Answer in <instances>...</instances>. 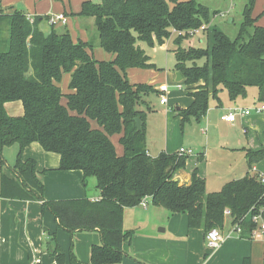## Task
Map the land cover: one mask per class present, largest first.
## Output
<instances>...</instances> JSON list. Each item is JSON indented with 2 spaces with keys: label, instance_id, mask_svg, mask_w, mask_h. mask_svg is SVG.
Here are the masks:
<instances>
[{
  "label": "trees",
  "instance_id": "1",
  "mask_svg": "<svg viewBox=\"0 0 264 264\" xmlns=\"http://www.w3.org/2000/svg\"><path fill=\"white\" fill-rule=\"evenodd\" d=\"M255 1L247 0L235 38L214 28L212 43L202 48L191 40L182 45L192 37L188 31L212 20L209 7L197 0H87L80 14L95 19L99 45L115 56L112 60L95 58L93 42L74 41L68 30L42 31L44 17L31 22L23 10L0 12V162L5 163V147L20 146L14 176L2 174V195L43 200L59 226L69 231L99 230L101 242L91 247V264L123 261V243L133 234L124 228V210L141 205L145 197L171 214H187L190 228L221 229L230 218L232 226H242V237H250L252 215L264 208L259 175L247 173L209 192L195 168L191 182L180 184L175 174L186 167L189 155L148 153L147 112L152 108L146 98L157 90L132 83L127 70L156 68L138 41L163 45L175 35L174 69L182 73L186 86L197 85L189 91L191 105L178 110L182 127L200 122L212 99L222 104L224 90L235 101L255 86L257 103L264 102V26L253 15ZM201 59L203 64L198 63ZM65 74L71 76L67 93L60 86ZM10 101H22L24 114L10 115ZM114 134H121L122 155L111 139ZM34 142L60 155L59 169L81 170L86 180L95 177L101 198L44 200L36 160L23 157ZM247 159L251 170L264 159V148L247 149ZM53 241L46 244L60 264L67 256L69 264H82L76 253H64Z\"/></svg>",
  "mask_w": 264,
  "mask_h": 264
},
{
  "label": "crops",
  "instance_id": "2",
  "mask_svg": "<svg viewBox=\"0 0 264 264\" xmlns=\"http://www.w3.org/2000/svg\"><path fill=\"white\" fill-rule=\"evenodd\" d=\"M85 1L87 0H0V11L12 13L16 9H19L32 17H44L39 23V28L42 31L50 32L53 28L57 29L59 32L68 30L74 41L83 40L85 42H93L94 46L90 51L95 58L99 60H112L115 56L105 51L99 45L98 32L93 29L95 19L80 14ZM51 14H64L67 20H59L55 24H51L49 22ZM255 17H257L256 23L264 26V20H260L259 16ZM230 21L232 22L233 19ZM205 31H208V29ZM174 37L175 35L171 37L172 40ZM191 42L193 43L192 40ZM165 45L166 44H163V47ZM95 49L97 54H95ZM151 70H156V68L133 67L129 68L127 73L129 77L130 72L137 74ZM176 71L175 69L170 70L165 77L168 76L170 79L176 80ZM70 78V74H65L60 83L64 93L70 92ZM157 80L156 77H150L145 83L151 84L156 88L157 93L153 94L161 95L160 85L166 82L158 84L156 83ZM177 83L185 85L188 96V98L183 101V105H178L175 108L177 111L175 118L181 123L178 110L191 105L193 97L189 95V91L193 90L191 89L192 86L195 87L197 85L186 86L184 78L182 82ZM179 87L181 88V86ZM238 100L239 98L235 101L231 100V104L226 101L219 105L216 102L217 107L214 105L210 106L207 115L203 119L211 123L216 132L219 124L222 123L233 131L237 126L236 123L238 119H240L242 123L252 115V113L249 115H237L234 122L222 118V116L231 112L234 107L239 106ZM14 102L23 105L22 101H10L6 103V107L9 103ZM161 105L169 106V98L168 103H161ZM23 107L24 106H22V108ZM18 112H20V115H23L24 109L22 111L20 108ZM261 122V127L264 131L263 116L260 118L253 117V119L248 122V125L251 129H255L257 133L259 130L261 131ZM93 125L95 127L98 126L96 122L93 123ZM232 131L228 133L227 136H229V138L227 142L224 143V140L221 141V135L216 136V138L208 135L204 136L202 134L198 136L195 134V127H193L190 133H187L186 138H184V144H182L181 147L194 150V153L190 154L189 157L194 156L195 162L189 163L187 159L186 167L176 172L175 179L179 181L180 184H189L191 182L192 171L197 168L200 176L206 180L207 190L212 192L220 190L227 182L242 178L247 173H252L253 171L257 174L264 175V172L257 166H262L264 164V159L255 163L252 170L249 168L247 159V149L257 151L262 148L258 149L249 138L248 140H245L242 136H240V138H233L231 135ZM242 131L247 137L249 136L248 128H244ZM120 137L121 134H114L111 139L116 146L117 153L122 155L124 148L119 142ZM211 140L217 142L214 148L226 160H232L239 154L237 160L240 159L238 164L240 173L235 172L233 174L240 175H237L238 177H229L230 173H222L224 171L220 170L214 173V175L222 182L221 187L208 189V181L210 177H213V173H210L205 163H209L208 155L210 153L209 150L211 147H209V144ZM167 150L163 151L169 153L178 152V150ZM19 151L20 146L18 143L5 147L3 151L5 163L2 164L0 162V264H60L56 257L52 255V249L50 250L49 245L46 244V240L48 241L49 239H53V243H57L64 253L68 254L71 250L76 253L82 264H91V247L101 242L99 230L69 231L59 226L58 219L51 211L44 207L43 200L5 197L2 195V174L5 173L14 176L13 166L16 163ZM148 153L151 156H157L159 154H152L149 149ZM23 157L24 159L33 158L36 160L38 177L44 183L45 187L44 200L79 199L85 197L92 200H99L101 198V191L97 187L96 179L90 181L89 177L86 180L81 170L59 169L60 155L55 152L46 151L38 142H34L27 146L23 151ZM229 165L231 167L230 163ZM241 165H243V167ZM225 172L228 171L225 170ZM220 182L218 184H220ZM148 200L153 206L152 209L150 208ZM142 206L143 205L127 207L124 210V228L133 230V234L130 239L124 241L123 250L125 252V257L123 261L118 264H264V240L260 237H242L232 232L233 226L230 218H227L224 227L221 228L223 240L218 247L212 248L208 244V232L202 228H190L187 214H171L166 208L154 205L150 197L147 199V205L143 206L144 209H148V212H145ZM152 212L157 213L154 214L156 216L154 221L141 227L145 223L142 221V217H138L137 214H143V216H145ZM63 264H69L68 256Z\"/></svg>",
  "mask_w": 264,
  "mask_h": 264
},
{
  "label": "rangeland",
  "instance_id": "3",
  "mask_svg": "<svg viewBox=\"0 0 264 264\" xmlns=\"http://www.w3.org/2000/svg\"><path fill=\"white\" fill-rule=\"evenodd\" d=\"M198 2H201L209 7L212 13V20L208 24L209 31H201L197 33L196 35L184 39L183 46H188L189 41H193V45L195 47H202L205 48L209 46L212 43V33L214 28H218L219 30L223 31L227 35H229L231 38H235L240 30L241 23L243 20V9L245 6V3L247 0H197ZM216 13V15L214 14ZM253 15L259 16V19L264 20V0H256L255 5L253 8ZM233 21L231 22L230 20ZM94 31L97 32L95 25H93ZM206 32V33H205ZM174 41L172 38L166 40V45L163 47L161 43L155 40L153 44L138 41V44L147 52V54L151 57L152 62L156 65V70L151 71H144L145 73H131L129 74V78L132 83H140V82H147L150 77H156L158 80L156 83L160 84L162 82H166L169 84V92L167 93V96L169 98V106L167 105H161L160 103V94H150L146 99L149 102V105L151 106L152 110L148 111V122H147V146L149 151L152 154H157L160 151L167 150V151H179L181 148V145L184 144V138H186L187 133L192 130L193 127H195V134L198 136L204 135V136H213L216 138V136L221 135V141L224 140V143L227 142L229 136L228 133L232 131L231 128L225 126L223 123L219 124V127L216 130L213 128L211 123H208L204 119H202L200 122L193 120L191 123L186 124L184 127H182L181 123L178 121V119L175 118L176 114V107L179 105H183V101L188 98L186 87L185 85H180L177 83L176 80L170 79L166 74L168 75L170 70L174 69L175 65V53L173 50L174 47ZM103 50V49H102ZM104 52V51H103ZM95 54L96 49H95ZM204 59H201L198 61L199 64H203ZM145 80V81H144ZM181 86V88L179 87ZM257 93L258 89L255 86L248 88L247 96L240 97L239 98V106L240 108H255L260 103H257ZM221 100L222 102H228L231 104V99L229 98V95L226 90H224L221 94ZM234 104V103H232ZM216 106L217 103L214 99L211 100L210 106ZM20 106V107H17ZM23 105L18 102L9 103L6 107L8 113L10 115L18 116L20 115L18 112L20 108H22ZM235 108V107H234ZM23 114V112H22ZM264 117V113H257L254 111L249 118L245 119L242 123L240 119L237 121V126L232 131L233 138H245V140H249L256 145V147L263 148L264 145V131L261 127L262 122L260 123L261 131L259 130L256 133L255 129H251L248 125V122L255 118ZM248 128L249 133L247 135L242 131V129ZM202 132V133H201ZM204 139V137H203ZM186 140V139H185ZM119 143V142H118ZM215 145H217V142L214 140L210 141L209 147V163H205V166L208 167V170L210 173H213V177L209 178L208 181V189L221 187L220 179L214 175V173L221 171H224L222 173H230L229 177H234L240 174H233V173H240L238 164L240 162V159L234 157L232 160H226L224 157L220 155L218 151L214 148ZM204 149V146H203ZM189 163L195 162V157L191 156L188 157ZM236 161V162H235ZM231 164V167L229 165ZM243 163V161H242ZM236 164V166H235ZM244 165V164H243ZM243 165H241L243 167ZM245 166V165H244ZM259 169H261L264 172V164L257 165ZM230 168V169H229ZM228 171V172H225ZM252 170V169H251ZM252 172V171H251ZM252 175L257 174L256 172H252ZM238 177V176H237ZM89 180H95V177H90ZM223 181V180H221ZM220 182V184H218ZM219 189V188H218ZM149 202V200H148ZM150 204V202H149ZM150 208L152 209L153 206L150 204ZM142 209L145 212H148L147 208ZM154 214H157L156 212H152L149 215L143 216V214H137L138 217H142V221H144V225L141 227H144L147 223L154 221L156 216Z\"/></svg>",
  "mask_w": 264,
  "mask_h": 264
},
{
  "label": "built area",
  "instance_id": "4",
  "mask_svg": "<svg viewBox=\"0 0 264 264\" xmlns=\"http://www.w3.org/2000/svg\"><path fill=\"white\" fill-rule=\"evenodd\" d=\"M91 1H98V0H91ZM28 18L31 22L34 21V17L28 15ZM59 20L66 21L67 19H66V16L64 14H51L49 17V22L51 24H55ZM207 28H208V26L203 25L200 28H196V29H192V30L188 31V33L191 36H194L201 31H205ZM175 33L178 35H181V34H186L187 32L186 31H178V32L176 31ZM168 89H169L168 84L165 83V84L160 85V90L162 92L160 95V101L162 104L168 103V96H167ZM254 111H256L257 113H264V102L260 103L258 106H256L253 109L235 107L231 112L222 116V118L227 120V121L234 122L237 118V115H249V114L253 113ZM179 152L182 154L190 155V154L194 153V150L191 148L181 147ZM258 175L260 177L261 182L264 183V175H262V174H258ZM147 199H148V197H145L142 200L141 205L146 206L147 205ZM225 214L227 216H229L230 210H226ZM252 220L255 224V227L252 230L250 237L251 238L260 237L264 240V208H262L261 210L257 211L255 214H253ZM232 232L241 235L243 232V228L240 225H235V226H233ZM207 240H208V244L210 247H212V248L218 247L220 245L221 241L223 240V234H222L221 229L220 228H213L210 231H208Z\"/></svg>",
  "mask_w": 264,
  "mask_h": 264
},
{
  "label": "water",
  "instance_id": "5",
  "mask_svg": "<svg viewBox=\"0 0 264 264\" xmlns=\"http://www.w3.org/2000/svg\"><path fill=\"white\" fill-rule=\"evenodd\" d=\"M176 81L177 82H182L183 81V75H182V73L180 71H176ZM136 122H137L138 128L142 129V121H141V119L139 117L136 118Z\"/></svg>",
  "mask_w": 264,
  "mask_h": 264
}]
</instances>
